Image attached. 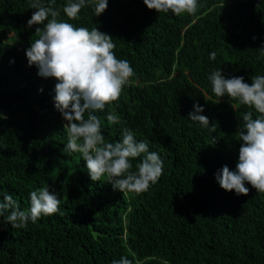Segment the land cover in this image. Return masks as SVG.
I'll return each instance as SVG.
<instances>
[{"label": "trees", "instance_id": "16d2710c", "mask_svg": "<svg viewBox=\"0 0 264 264\" xmlns=\"http://www.w3.org/2000/svg\"><path fill=\"white\" fill-rule=\"evenodd\" d=\"M67 2L55 0L59 19L110 35L134 69L119 99L94 113L102 134L116 142L131 129L163 173L139 194L114 190L107 176L91 180L82 154L64 151L58 81L28 64L43 26L28 27L29 0H0V201L10 194L26 211L30 192L45 186L61 199L59 212L24 228L0 217V264H113L124 255L134 264H264V192L246 184L249 194L237 195L216 179L225 165L236 170V133L249 109L216 97L208 80L216 69L249 84L264 75V0H198L194 14L179 16L143 0H108L101 16L89 4L76 20L63 13ZM197 104L214 132L188 120Z\"/></svg>", "mask_w": 264, "mask_h": 264}, {"label": "clouds", "instance_id": "9594fccd", "mask_svg": "<svg viewBox=\"0 0 264 264\" xmlns=\"http://www.w3.org/2000/svg\"><path fill=\"white\" fill-rule=\"evenodd\" d=\"M143 3L149 10L171 11L177 16L194 14L198 8V0H143ZM89 4L97 17L108 8V0H68L62 11L68 20H76ZM53 5L55 0H50L47 6L42 0H29V7L34 11L28 27H43L36 28L26 56L29 66H36L40 77L58 81L54 104L66 121L64 151L82 154L93 182L107 176L114 190L146 192L163 173L162 159L156 152L149 151L147 142L137 141L136 134L129 128L122 130L119 141H106L102 122L94 114L119 99L134 69L128 60L117 58L110 35L98 28L89 30L59 19L60 11ZM257 51L264 55V47ZM209 58L214 61L216 53H211ZM251 79L249 84L242 76L226 78L219 69L208 77L216 97L227 96L249 109L241 114L242 124L236 133L241 142L236 170L225 165L216 176L222 189L245 196L249 194L246 184L257 192H264V75H253ZM203 111L201 106L195 105L188 120L210 127L214 132L215 125H210L209 119L201 114ZM253 112L257 114L255 118ZM107 121L119 123V117L109 112ZM139 157L143 158L133 171L132 160ZM60 205L59 194L45 186L30 192V208L26 211L20 209L12 195H5L0 201V217H5L12 228L20 229L29 221L35 223L42 216L56 214ZM113 264H134V260L124 255Z\"/></svg>", "mask_w": 264, "mask_h": 264}, {"label": "rangeland", "instance_id": "374dc122", "mask_svg": "<svg viewBox=\"0 0 264 264\" xmlns=\"http://www.w3.org/2000/svg\"><path fill=\"white\" fill-rule=\"evenodd\" d=\"M7 38H9V39H11V38H13L14 37V34L13 33H9V34H7V36H6Z\"/></svg>", "mask_w": 264, "mask_h": 264}]
</instances>
